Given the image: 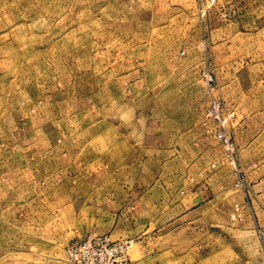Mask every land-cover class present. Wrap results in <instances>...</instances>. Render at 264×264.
<instances>
[{
    "label": "rangeland",
    "instance_id": "374dc122",
    "mask_svg": "<svg viewBox=\"0 0 264 264\" xmlns=\"http://www.w3.org/2000/svg\"><path fill=\"white\" fill-rule=\"evenodd\" d=\"M262 229L264 0H0V264H264Z\"/></svg>",
    "mask_w": 264,
    "mask_h": 264
},
{
    "label": "built area",
    "instance_id": "2783aa9c",
    "mask_svg": "<svg viewBox=\"0 0 264 264\" xmlns=\"http://www.w3.org/2000/svg\"><path fill=\"white\" fill-rule=\"evenodd\" d=\"M218 139L228 143L223 133ZM260 238L264 248V229L260 230ZM128 241H114L108 236L89 235L72 243L67 248V257L71 264H130Z\"/></svg>",
    "mask_w": 264,
    "mask_h": 264
}]
</instances>
